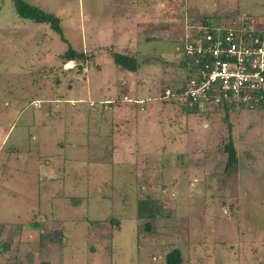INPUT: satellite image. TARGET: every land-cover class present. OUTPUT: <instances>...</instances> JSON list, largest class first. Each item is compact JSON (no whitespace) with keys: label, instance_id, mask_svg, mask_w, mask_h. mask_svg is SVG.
I'll return each instance as SVG.
<instances>
[{"label":"rangeland","instance_id":"374dc122","mask_svg":"<svg viewBox=\"0 0 264 264\" xmlns=\"http://www.w3.org/2000/svg\"><path fill=\"white\" fill-rule=\"evenodd\" d=\"M24 1L58 17L67 43L0 0V264H166L175 249L180 264H264V110L164 101L185 34L264 26V0ZM68 45L106 54L65 64ZM115 53L137 71H116ZM106 94L117 107L97 116ZM147 200L155 217L139 218Z\"/></svg>","mask_w":264,"mask_h":264},{"label":"built area","instance_id":"2783aa9c","mask_svg":"<svg viewBox=\"0 0 264 264\" xmlns=\"http://www.w3.org/2000/svg\"><path fill=\"white\" fill-rule=\"evenodd\" d=\"M257 25V24H256ZM183 78L164 101L199 115L256 110L264 102V26L243 18L185 34ZM38 107V101L32 103Z\"/></svg>","mask_w":264,"mask_h":264},{"label":"trees","instance_id":"16d2710c","mask_svg":"<svg viewBox=\"0 0 264 264\" xmlns=\"http://www.w3.org/2000/svg\"><path fill=\"white\" fill-rule=\"evenodd\" d=\"M13 4V10L16 15L24 21H31L35 24L47 25L48 28L59 36L61 41L67 43L65 39L62 28L60 27V20L55 15L43 11L42 9L33 6L27 3L24 0H11ZM113 64L115 67L124 72L135 73L138 69V63L134 58L129 56H125L122 54H113ZM88 58L83 52H78L73 49L70 45H68V49L60 56V59L65 61H85ZM79 71L82 70V66L79 65ZM177 88L176 90H178ZM127 99V98H126ZM166 104H173L171 102H165ZM18 108V107H17ZM257 109L264 110V102L260 104V106L256 107ZM15 109V108H14ZM191 110H186V112ZM192 112L194 115L197 114L195 110ZM224 151L227 154V163L226 168H229L231 165L237 163V155L233 143L229 141L226 145H224ZM137 212L139 218H153L155 217V212L149 207V200L139 202L137 206ZM35 227V226H34ZM146 230L149 231V224L145 225ZM166 264H180V251L175 249L168 253L165 257Z\"/></svg>","mask_w":264,"mask_h":264},{"label":"crops","instance_id":"0c3cea01","mask_svg":"<svg viewBox=\"0 0 264 264\" xmlns=\"http://www.w3.org/2000/svg\"><path fill=\"white\" fill-rule=\"evenodd\" d=\"M122 18V19H121ZM115 20V17L114 18H112L111 20ZM122 20H123V17L122 16H120V20H119V22H122ZM110 24H112V22H109ZM115 35V32L114 31H112L111 30V32H110V34H109V36L110 37H113ZM115 39V38H114ZM89 41V40H88ZM87 44V43H86ZM118 46V43H117V41H115V42H113V44L109 47V48H116ZM99 48H93V47H88L87 45H86V47H84L83 49H82V51H83V53L86 55V56H88V58L86 59V62L87 61H89V62H91L90 64H92V61H93V59L94 58H96V55H97V52H96V50H98ZM102 49V48H101ZM98 50V52L99 53H102V54H106L105 52H103L102 50ZM90 51H91V53H90ZM93 54V55H92ZM110 61V60H109ZM69 62H72V61H69ZM66 64V63H65ZM113 64V63H112ZM114 65V64H113ZM115 66V65H114ZM103 67H101V66H99L98 68H97V72L98 73H101L103 70ZM116 71H117V68L115 67L114 68ZM84 70H86V68L84 69ZM87 81V77H86V80L85 81H82L83 83L84 82H86ZM85 85H87V84H85ZM111 96H112V94H106V95H104V97H103V100H100L99 101V103H103V105H105V107H103L102 109V112H98V113H96V115L98 116V115H102V116H104L103 115V113L104 112H109V111H113V109H114V107H113V105H115L116 104V100H113V99H111ZM79 98V97H78ZM74 100L75 99H66L65 101L66 102H68L69 104H73V102H74ZM77 102H80L81 103V101H80V99H77ZM106 105H108V106H106ZM56 106L58 107V104H56ZM116 106V105H115ZM117 107V106H116ZM159 115H160V113H158ZM48 117H50L49 116V114H47V113H42L40 116H36V117H34V119H36V118H42V121H47V122H49V119L48 120H46ZM105 117V116H104ZM103 117V118H104ZM103 118L102 119H100V121H103ZM37 121V120H36ZM13 125V124H12ZM11 125V126H12ZM10 130L6 133V135H4V136H6V138H7V136L9 135V132L11 131V129H12V127H8ZM111 150H114V148L112 147L111 148ZM116 150V149H115ZM114 150V151H115ZM24 158V157H23ZM4 167H7L8 168V165L6 166V164H4L3 165ZM3 167V168H4Z\"/></svg>","mask_w":264,"mask_h":264},{"label":"clouds","instance_id":"9594fccd","mask_svg":"<svg viewBox=\"0 0 264 264\" xmlns=\"http://www.w3.org/2000/svg\"><path fill=\"white\" fill-rule=\"evenodd\" d=\"M69 62V61H68ZM66 63V62H65ZM36 108V107H35ZM37 108H39V106L37 107ZM188 112V111H187Z\"/></svg>","mask_w":264,"mask_h":264}]
</instances>
